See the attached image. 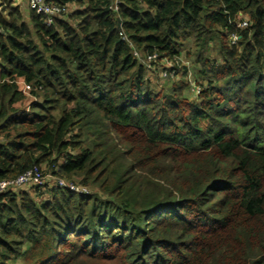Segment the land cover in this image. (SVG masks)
Instances as JSON below:
<instances>
[{
  "label": "trees",
  "instance_id": "trees-1",
  "mask_svg": "<svg viewBox=\"0 0 264 264\" xmlns=\"http://www.w3.org/2000/svg\"><path fill=\"white\" fill-rule=\"evenodd\" d=\"M120 1L50 0L48 27L0 0V181L94 188L1 195L0 264H264V0ZM121 26L143 55L186 51L200 93L185 66L149 79Z\"/></svg>",
  "mask_w": 264,
  "mask_h": 264
},
{
  "label": "built area",
  "instance_id": "built-area-1",
  "mask_svg": "<svg viewBox=\"0 0 264 264\" xmlns=\"http://www.w3.org/2000/svg\"><path fill=\"white\" fill-rule=\"evenodd\" d=\"M211 2H219L220 0H207ZM23 2V5L28 6V8L33 9L38 14L45 16V24L51 27L55 24L56 19L62 18L66 9L60 5L50 2V0H20L19 3ZM2 2H0L1 4ZM121 1L112 0L110 9L113 13L119 14ZM237 25L239 28H246L249 25V21L245 17L239 18ZM119 35L121 39L128 44L131 48L133 58L139 61L142 65L146 67L148 71L157 72L160 74L161 78L164 80L178 76L177 73L182 67L178 65L175 66L174 61L169 58H160L157 54L146 56L143 55L132 43L131 39L125 32L123 26H121ZM232 41L235 43L238 41L237 36H233ZM178 59V58H177ZM180 59V58H179ZM190 75V72H189ZM190 77V76H189ZM21 85L24 93L30 94L32 91V86L26 82H18ZM193 92L195 94L200 93V89L193 83ZM25 187H31L34 191L45 192L54 187L63 188L74 192L79 195L89 196L91 195V190L89 187L64 178L55 177L50 173L46 167L34 166L30 170L26 171L24 174L20 175L16 179L3 180L0 181V196L7 194L13 190L17 191Z\"/></svg>",
  "mask_w": 264,
  "mask_h": 264
},
{
  "label": "rangeland",
  "instance_id": "rangeland-1",
  "mask_svg": "<svg viewBox=\"0 0 264 264\" xmlns=\"http://www.w3.org/2000/svg\"><path fill=\"white\" fill-rule=\"evenodd\" d=\"M13 4H14V6H17L18 4H17V1H15V0H13ZM19 4H21L20 5V7H21V10L22 11H25V12H27L28 10H29V8H28V6H26V5H23V2H21V3H19ZM74 8L73 7H71V10H73ZM187 50H194V45H193V43H189L188 45H187ZM174 61V64H175V66H179V67H183V66H185L186 68H188V70H189V72H190V77L188 76V78H187V80L189 81V82H191L192 83V85H193V81H194V76H193V72H192V70L194 71V59L193 58H189L187 55H186V51H185V53H184V55L180 58V59H174L173 60ZM194 73H195V71H194ZM197 70H196V75H197ZM147 77L149 78V79H151L155 84H157V83H159V84H164L165 82V84H167L168 82H170L171 80H164V79H162L161 78V76H160V74L159 73H157V72H151V71H149V72H147ZM181 77H182V74L180 75V77L178 78V80H180L181 79ZM170 79H177V77L176 76H174L173 78H170ZM187 96L188 97H193L192 96V94L191 93H187ZM77 182V181H76ZM93 190H91V192L92 193H94V188L93 187H91ZM20 264H22V263H20Z\"/></svg>",
  "mask_w": 264,
  "mask_h": 264
},
{
  "label": "crops",
  "instance_id": "crops-1",
  "mask_svg": "<svg viewBox=\"0 0 264 264\" xmlns=\"http://www.w3.org/2000/svg\"><path fill=\"white\" fill-rule=\"evenodd\" d=\"M15 1H17V4H19V1L20 0H15ZM21 262H17V263H14V262H10L9 264H20Z\"/></svg>",
  "mask_w": 264,
  "mask_h": 264
}]
</instances>
